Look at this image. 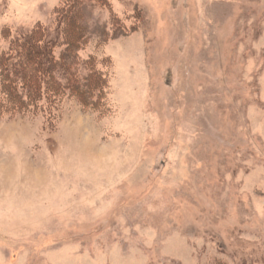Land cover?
<instances>
[{
    "label": "rangeland",
    "instance_id": "rangeland-1",
    "mask_svg": "<svg viewBox=\"0 0 264 264\" xmlns=\"http://www.w3.org/2000/svg\"><path fill=\"white\" fill-rule=\"evenodd\" d=\"M68 1L0 0V87ZM98 3L101 102L0 114V264H264V0Z\"/></svg>",
    "mask_w": 264,
    "mask_h": 264
},
{
    "label": "trees",
    "instance_id": "trees-1",
    "mask_svg": "<svg viewBox=\"0 0 264 264\" xmlns=\"http://www.w3.org/2000/svg\"><path fill=\"white\" fill-rule=\"evenodd\" d=\"M98 4V0H69L60 12L61 33L55 36V30L41 24L3 53L0 114L32 113L46 100L58 104L69 91L86 106L101 102L109 83L94 59H84L82 52L96 35L108 41L126 34L114 24L111 36L110 23L94 21Z\"/></svg>",
    "mask_w": 264,
    "mask_h": 264
}]
</instances>
